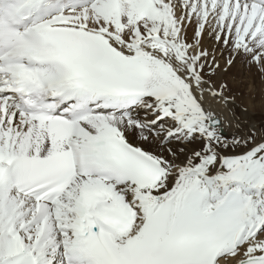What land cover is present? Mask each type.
I'll use <instances>...</instances> for the list:
<instances>
[{
    "label": "snow or ice",
    "instance_id": "1",
    "mask_svg": "<svg viewBox=\"0 0 264 264\" xmlns=\"http://www.w3.org/2000/svg\"><path fill=\"white\" fill-rule=\"evenodd\" d=\"M237 61L264 0H0V264H264V130L207 103Z\"/></svg>",
    "mask_w": 264,
    "mask_h": 264
},
{
    "label": "bare ground",
    "instance_id": "2",
    "mask_svg": "<svg viewBox=\"0 0 264 264\" xmlns=\"http://www.w3.org/2000/svg\"><path fill=\"white\" fill-rule=\"evenodd\" d=\"M237 69L232 67L228 73H223L220 77L229 86L230 91L226 95L230 103L218 102L211 97H208L207 103L216 110L225 127L230 131L235 130L237 120L245 131L248 128L264 130V77L256 72V76L244 79L242 69ZM223 264H232V262L229 259Z\"/></svg>",
    "mask_w": 264,
    "mask_h": 264
},
{
    "label": "rangeland",
    "instance_id": "3",
    "mask_svg": "<svg viewBox=\"0 0 264 264\" xmlns=\"http://www.w3.org/2000/svg\"><path fill=\"white\" fill-rule=\"evenodd\" d=\"M233 68L235 70H238L237 68L242 69V75H243L244 79L251 78L252 76H256V71L254 69L250 70V68L247 67V66H246V69H245V65L242 62H240V61H237L236 64L233 66ZM227 73H228V71H227Z\"/></svg>",
    "mask_w": 264,
    "mask_h": 264
}]
</instances>
